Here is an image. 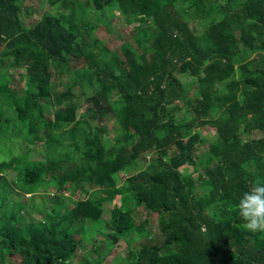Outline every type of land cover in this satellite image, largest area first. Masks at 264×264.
Instances as JSON below:
<instances>
[{"label": "trees", "instance_id": "16d2710c", "mask_svg": "<svg viewBox=\"0 0 264 264\" xmlns=\"http://www.w3.org/2000/svg\"><path fill=\"white\" fill-rule=\"evenodd\" d=\"M49 1L56 13L26 26L23 0H0V96L23 69L15 117L47 150L33 160L29 148L31 164L0 159V177L14 169L26 194L41 180L43 193L55 190L46 216L24 222L23 191L0 189V264H75L96 222L107 254L128 244L110 264H264V232L246 230L236 211L264 181V0ZM109 17L134 26L125 59L95 37ZM206 127L216 138L202 152ZM9 130L0 124V135ZM89 190L100 197L66 196ZM139 207L157 216L161 241L134 218ZM97 252L79 264H104Z\"/></svg>", "mask_w": 264, "mask_h": 264}, {"label": "rangeland", "instance_id": "374dc122", "mask_svg": "<svg viewBox=\"0 0 264 264\" xmlns=\"http://www.w3.org/2000/svg\"><path fill=\"white\" fill-rule=\"evenodd\" d=\"M221 2V0H219ZM24 4V13L23 16V21L26 26H30L32 23L35 21H38L40 17L45 13V12H51V13H56L57 11V6H54L50 3L49 0H23ZM84 1L80 2L77 6V8H81L83 6ZM27 9L31 10V15L26 12ZM87 9V6L86 8ZM89 15L88 17L86 16L85 18H88L87 21L90 20V17L92 16V21L93 19V11L89 10ZM110 17L105 20L104 22L98 21V28L95 31V37L106 43V46L112 50L113 52H117L122 59H125L124 57V52L123 48L126 46H131L133 44L134 40L132 39V28L134 26L128 27V25H122L120 24L119 20H113L109 21ZM94 23L96 24V21L94 20ZM124 45V46H123ZM136 51V50H135ZM22 73H24V70H15L11 71V87H8V89L0 96L1 99H3V104H0V120L2 119H9L8 122H1L0 124L2 125L3 128L7 129L9 128L10 130L8 133H4L0 135V159L1 160H8L12 156H24V162L27 164H31V160H29L28 156V150L29 148L33 151L31 153L30 158L33 160H40L43 159L47 155V150L46 146L44 143V140H38L34 145H30L28 140L30 139V136L32 134L30 133V128H29V122L25 121L22 122L18 118L15 117L14 113V107H13V90L19 91L22 89L25 85V79L22 77ZM73 79V77H72ZM184 83L186 85V89L190 91L193 89L194 83H191L192 81L187 79L186 77H183ZM78 90V94L82 93L81 90ZM85 93L88 94V91H84ZM83 94V93H82ZM81 104L83 110H85L86 106L89 105L87 102H85V98L81 99ZM81 110V113L83 112ZM22 124V125H21ZM108 130H110V134L108 135L109 138L113 139L115 137L114 133V127L112 122L107 123ZM203 133V137L206 138V142L204 143L205 145L200 146L202 147L200 150L204 152L206 150L208 144H210L213 140H215L216 135H215V129L212 127H206L201 130ZM24 141V142H23ZM25 147V149H24ZM150 158L148 157L147 159H143L145 161L149 160ZM144 161V162H145ZM199 168L200 165H199ZM184 171L186 174L190 173L193 171L190 166H186L184 168ZM5 173V179L0 177V189H4L5 192L6 190L10 187L13 186V184L18 187L20 191H23L22 194L17 198L16 200H21L25 203L26 209L23 210V221L24 222H29V221H37L42 219V217L46 216V211H47V206H51V202L49 201L48 198H53L52 195L55 193L54 189H50L47 193H43L42 189L46 188V185H42L44 181L40 182H32L30 184H25V187L28 189L30 193H27V191L23 190L21 186L24 184H20L19 180H15L14 177L17 176V172L13 170H9V172L4 171ZM2 174V172H1ZM4 177V176H3ZM129 175L125 173V171H119L115 175V179L118 183V185H122L126 182L128 179ZM45 184V183H44ZM89 187L87 186V189ZM40 191V192H39ZM52 194V195H51ZM198 194H202L201 191H199ZM66 196L70 197L72 200H79L82 198L89 197L91 196L95 198L100 197V192L98 190H89L87 193L83 192H76L74 195H71V193L68 191L66 193ZM2 201V199H0ZM69 201V204H72V202ZM126 201H118L117 206L121 207L122 205H125ZM129 202L126 203V205ZM113 205H105L104 208V216L103 220L104 222H107L110 219V210L113 208ZM49 209V207H48ZM134 218L138 223H144L147 221L148 223V228L152 232L151 234V239L153 238L155 241L159 242L162 240V233L159 227V222L157 219L156 215H149V212L146 211L143 207H139L136 209V211L133 213ZM95 234L94 233H89L88 239H92V241L86 240V250L83 251L81 248L78 249L76 257H75V264H79L82 260L83 257L85 256H90L91 260L97 259L98 258V252L97 249H100V252L102 255H105V261L104 264H110L112 263L116 257L117 258H124L128 254V244L125 243L123 240L120 241L113 247V249L110 251V253L107 254L108 249L105 245V240H104V231L101 223L96 222L95 223ZM105 230V229H104ZM107 233V232H105ZM96 249V251H95Z\"/></svg>", "mask_w": 264, "mask_h": 264}, {"label": "clouds", "instance_id": "9594fccd", "mask_svg": "<svg viewBox=\"0 0 264 264\" xmlns=\"http://www.w3.org/2000/svg\"><path fill=\"white\" fill-rule=\"evenodd\" d=\"M243 227L253 233L264 232V181L256 180L243 193L236 206Z\"/></svg>", "mask_w": 264, "mask_h": 264}]
</instances>
